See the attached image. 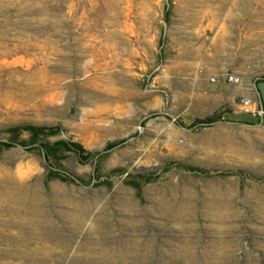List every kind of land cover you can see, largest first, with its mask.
Masks as SVG:
<instances>
[{"label": "rangeland", "instance_id": "1", "mask_svg": "<svg viewBox=\"0 0 264 264\" xmlns=\"http://www.w3.org/2000/svg\"><path fill=\"white\" fill-rule=\"evenodd\" d=\"M259 79L264 0H0V139L13 125L54 126L41 139L115 143L103 170L156 174L139 195L125 173L97 184L95 164L68 152L88 181H46L47 158L5 149L0 264H264ZM241 94L256 101L257 122L233 121L252 118Z\"/></svg>", "mask_w": 264, "mask_h": 264}, {"label": "trees", "instance_id": "2", "mask_svg": "<svg viewBox=\"0 0 264 264\" xmlns=\"http://www.w3.org/2000/svg\"><path fill=\"white\" fill-rule=\"evenodd\" d=\"M264 79H259L261 81ZM264 109V103H263ZM252 118L250 120H233V121H242L253 123L259 120L258 114H251ZM220 117H223V113H211L205 115L203 117H193L191 124H209L212 123ZM26 130L28 132L27 138H22L20 136L21 131ZM8 136L7 140L0 139V153L3 152L5 149L9 147L19 144L26 146L30 150H36V154L41 157L47 158L51 165H48L45 173L44 179L46 181L50 179H58L65 182H87L83 176L78 175L77 173L73 172L64 162L65 157L67 156L68 152H71L75 157H77L80 161L81 160H91L95 164V176L97 184H103L108 187L112 186L114 175H121L125 173L123 176V182L132 188H134L136 194L141 193L143 186L154 180L156 177L155 171L152 169L147 170H137V171H127L121 166H114L108 170H103V162L108 155L107 149L111 148L115 143L109 142L101 151H93L91 149L86 148L81 142L77 140L71 139H55L53 141L50 140H43L41 137L47 136L55 132L54 126H45V125H38L32 123H24L18 124L8 127ZM31 144V145H29ZM171 164H174L177 168H182L186 170H192L199 173H206L207 170L200 166H195L192 164L185 163L183 161H168L163 165V169L167 170ZM239 172L240 170H237ZM92 180L90 179L89 182Z\"/></svg>", "mask_w": 264, "mask_h": 264}, {"label": "built area", "instance_id": "3", "mask_svg": "<svg viewBox=\"0 0 264 264\" xmlns=\"http://www.w3.org/2000/svg\"><path fill=\"white\" fill-rule=\"evenodd\" d=\"M222 77L224 80L228 82L237 83V84H240L243 81L242 74L232 71H224L222 73ZM208 79L214 81L216 80V76L211 75L208 77ZM238 106L241 110L251 114H257V111H259L256 105V101L250 95H241L239 97Z\"/></svg>", "mask_w": 264, "mask_h": 264}, {"label": "bare ground", "instance_id": "4", "mask_svg": "<svg viewBox=\"0 0 264 264\" xmlns=\"http://www.w3.org/2000/svg\"><path fill=\"white\" fill-rule=\"evenodd\" d=\"M78 2H79V1H78ZM79 3H80V2H79ZM79 5H80V4H79ZM89 29H90V28H89ZM89 46L92 47V44H89ZM51 51H52V50H51ZM91 51H92V52H91V55L94 56V54H95L94 47L91 48ZM46 77H47V78H48V77H51V78H54V79H55L57 76L46 75ZM44 84H46V82H44ZM38 86H40V85H38ZM51 87H53V86H51ZM43 88H45L44 85H43ZM53 96H54V95H53Z\"/></svg>", "mask_w": 264, "mask_h": 264}, {"label": "water", "instance_id": "5", "mask_svg": "<svg viewBox=\"0 0 264 264\" xmlns=\"http://www.w3.org/2000/svg\"><path fill=\"white\" fill-rule=\"evenodd\" d=\"M256 85V84H255ZM258 96H259V103H260V107H263V102H262V99H261V95H260V92L258 91ZM3 140H7L6 138H2ZM31 145V144H29ZM77 182H79V180H77Z\"/></svg>", "mask_w": 264, "mask_h": 264}, {"label": "crops", "instance_id": "6", "mask_svg": "<svg viewBox=\"0 0 264 264\" xmlns=\"http://www.w3.org/2000/svg\"><path fill=\"white\" fill-rule=\"evenodd\" d=\"M241 95H246V94H241Z\"/></svg>", "mask_w": 264, "mask_h": 264}]
</instances>
